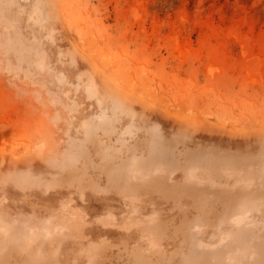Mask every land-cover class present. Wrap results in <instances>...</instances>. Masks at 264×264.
I'll list each match as a JSON object with an SVG mask.
<instances>
[{
    "label": "rangeland",
    "instance_id": "1",
    "mask_svg": "<svg viewBox=\"0 0 264 264\" xmlns=\"http://www.w3.org/2000/svg\"><path fill=\"white\" fill-rule=\"evenodd\" d=\"M0 264H264V0H0Z\"/></svg>",
    "mask_w": 264,
    "mask_h": 264
}]
</instances>
